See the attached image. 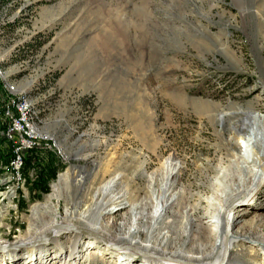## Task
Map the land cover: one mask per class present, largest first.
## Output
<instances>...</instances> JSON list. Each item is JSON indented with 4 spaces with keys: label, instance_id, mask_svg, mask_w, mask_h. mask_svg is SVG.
Masks as SVG:
<instances>
[{
    "label": "rangeland",
    "instance_id": "obj_1",
    "mask_svg": "<svg viewBox=\"0 0 264 264\" xmlns=\"http://www.w3.org/2000/svg\"><path fill=\"white\" fill-rule=\"evenodd\" d=\"M3 43L9 55L2 65L23 88L33 82L31 95L39 100L42 120L41 136L22 169L16 207L3 212L6 206L0 204V243L32 237V228L42 222L34 219L32 206L46 201L67 169L89 181L93 171L108 166L120 174L124 194L131 184L146 188V194L133 193V201L125 199L116 222L105 226L114 233L123 221L124 233L139 221L140 230L148 229L163 181L157 177L151 189L148 175L169 155L180 164L171 193L178 204L168 208L164 220L175 217L182 229L191 207L205 234L196 243L213 242L208 219L222 197L239 186L240 171L250 170L228 145L231 127L247 107L264 114V0H0V48ZM64 198L53 199L59 213ZM231 212L243 213L241 231L264 235V185ZM63 229L59 244L67 250L76 232ZM179 234L165 244L167 250L183 249ZM92 236L128 260L88 249L77 264L147 259ZM50 237L40 236L34 244L48 256L33 264L64 261L49 256L57 250ZM81 237L78 248L84 249L88 235ZM139 239L155 244L142 233ZM197 249L188 253L202 255ZM13 250L0 254V264H29ZM230 258L231 264H264V244L245 240Z\"/></svg>",
    "mask_w": 264,
    "mask_h": 264
},
{
    "label": "bare ground",
    "instance_id": "obj_2",
    "mask_svg": "<svg viewBox=\"0 0 264 264\" xmlns=\"http://www.w3.org/2000/svg\"><path fill=\"white\" fill-rule=\"evenodd\" d=\"M32 83L27 85L30 86ZM254 110L251 107L240 110L238 112L240 117L238 125L231 127L232 133L231 138L229 136L230 142L228 145H230L232 151L237 152L240 157L245 159L250 170L248 174H246L247 170L240 171L239 186L232 188L231 191L222 197L216 211L208 219L206 228L208 233L214 236V240L207 246L202 245V243H196L199 240V235L202 237L204 235L205 237V234L203 225L197 221L194 215L195 211L191 207L185 211L187 218L182 222V229H180L181 222L177 224L175 217L167 222L164 220V214L168 208L176 207L178 204L171 193L174 190L175 181L179 177L180 164L169 155L156 172L153 171L148 175L147 184L151 189L157 177L163 180L161 188H159L162 191V195L155 197L152 220L148 229L140 230L139 221H137L136 225L126 228L124 233L121 231L124 226H122L123 221L117 222L118 228L114 233L110 232L105 226L107 223L116 222V215L126 206L125 199L126 201H133L131 198L132 194H139V192L143 191L146 194V188L134 189V185L131 184L132 188H130L131 186L127 187V189L130 188L129 195L124 194L120 190V187L123 186L120 174L112 173L107 168L108 166L101 170L93 171L89 181L74 169H67L59 175L56 183L52 185V191L48 194L46 201L32 206L31 213L35 217L34 219L40 218L42 222L34 225L32 237L16 242V244L21 243L24 245L22 246V251L24 250V252H21V254L14 249L13 254L26 260V263L29 264L43 263L42 259L48 256L47 251L42 246L36 247L37 245L34 244L39 242L40 236H42V240L46 241L51 235L50 238L55 243L58 251L56 250L54 254L49 256L64 257L62 264H77V259L88 249H94V251L103 250L105 253H111L114 257L120 258V262L128 260L127 255L122 254V252L109 250L103 244L95 243L92 238L94 237L92 235L95 234L111 246L140 252L144 258L151 259H142L139 264H231L233 262L232 258H230L232 250L245 240H254L264 244V235L240 230L243 213L236 216V214L233 215L231 212L233 204H243L251 199L253 194L258 192L261 184L264 185V114ZM220 122H223V119ZM122 191L124 190L122 189ZM155 191L152 190V192ZM64 195H66L65 198L63 197ZM61 198L66 199L63 213H59L58 209L53 205V199L58 201ZM109 201L114 202L113 208L108 209L106 207ZM42 214H45L46 217H41ZM136 214L138 215L136 219H139V211ZM58 224L61 225L57 226L60 229L54 226ZM63 228L76 232L67 250H63L59 244V235L64 232ZM79 229H83L85 232H81ZM180 230L183 235L180 240L183 244L182 247L183 249L188 247L185 251L181 248L176 251L167 250L164 247L165 244L171 241L172 235H176L175 237L180 236ZM139 233H142L146 238L148 237L149 240L152 239L155 244L145 243V241L140 240ZM37 234L38 236H36ZM81 234L88 235V239L84 243L86 245L84 249L78 248L82 240ZM226 242L228 249L225 248ZM195 248H198V251H204L203 254L194 256L188 253V251ZM204 255L208 256L207 261H203L204 259L201 256Z\"/></svg>",
    "mask_w": 264,
    "mask_h": 264
},
{
    "label": "built area",
    "instance_id": "obj_3",
    "mask_svg": "<svg viewBox=\"0 0 264 264\" xmlns=\"http://www.w3.org/2000/svg\"><path fill=\"white\" fill-rule=\"evenodd\" d=\"M7 55L3 43L0 48V136L4 146L0 144V152L7 149L6 158L0 157V204L6 206L3 212L16 207L17 190L24 182V153L41 136L42 120L39 100L31 95L33 87H21L20 81L11 79V73L2 65Z\"/></svg>",
    "mask_w": 264,
    "mask_h": 264
},
{
    "label": "water",
    "instance_id": "obj_4",
    "mask_svg": "<svg viewBox=\"0 0 264 264\" xmlns=\"http://www.w3.org/2000/svg\"><path fill=\"white\" fill-rule=\"evenodd\" d=\"M232 207L234 208L235 207V204H233ZM57 226H61V225L58 224V225H56V227ZM22 246H24V245L21 244V243H17V244H15L13 242H10V243H1L0 244V253H6V252H8L10 250H13V249L19 250L20 248H22ZM225 248L228 249L227 242L225 243Z\"/></svg>",
    "mask_w": 264,
    "mask_h": 264
},
{
    "label": "trees",
    "instance_id": "obj_5",
    "mask_svg": "<svg viewBox=\"0 0 264 264\" xmlns=\"http://www.w3.org/2000/svg\"><path fill=\"white\" fill-rule=\"evenodd\" d=\"M32 153L30 152V150L24 153V166L26 165L27 162H29V158H30V155H32ZM6 156L7 154L0 152L1 158H4V157L6 158Z\"/></svg>",
    "mask_w": 264,
    "mask_h": 264
}]
</instances>
